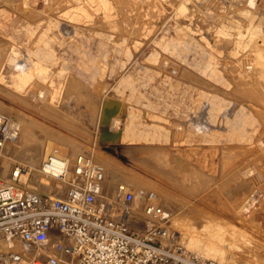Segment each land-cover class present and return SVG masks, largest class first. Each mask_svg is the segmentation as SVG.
I'll return each mask as SVG.
<instances>
[{
	"label": "rangeland",
	"instance_id": "374dc122",
	"mask_svg": "<svg viewBox=\"0 0 264 264\" xmlns=\"http://www.w3.org/2000/svg\"><path fill=\"white\" fill-rule=\"evenodd\" d=\"M106 1L114 25H109L98 0H0V125L11 128L27 120L31 137L38 141L61 144L76 140L108 157L120 178L125 171H132L166 192L176 193L178 199L167 209L172 212V229L177 234L180 232L176 229L183 231L179 237L184 244L185 232L194 228L193 232L199 233L207 216L223 217V221L237 225L235 214L219 210L221 199L213 191L221 195L218 183L230 180L224 185L228 189L234 178L249 174L258 180L252 181L259 189L258 198H264V0ZM81 8L87 15L78 17L75 14ZM178 31L190 42L172 43L170 38ZM98 33L105 34L101 44ZM43 48L52 51V60L32 56L33 50ZM34 62H41L45 76L17 86L18 74L32 69ZM125 79L130 82L125 83ZM31 87L33 93L28 90ZM134 94L140 96V102L135 101ZM206 94H216L223 101H236L244 107L253 120L243 124V138L225 134V130L199 136L193 126L182 124L188 108L196 111L197 106L203 112ZM129 111L137 114L143 130L149 129V124L174 130L187 126L189 140L173 141L175 146L150 137L126 140L121 131ZM224 144L231 146L232 153L226 156L220 151ZM156 147L189 159L210 177V186H206L212 194L188 189L180 184V177L179 185H173L169 175L153 167ZM16 169L27 185L33 170L20 160L13 162L12 171ZM23 172L25 178L20 177ZM256 172H261V181ZM10 173L7 178L13 176ZM202 215L205 217L199 218ZM242 226H246L248 235L242 234L246 237L225 254L238 251L247 254L249 263L264 264V235ZM237 257L224 264H246L245 259Z\"/></svg>",
	"mask_w": 264,
	"mask_h": 264
},
{
	"label": "built area",
	"instance_id": "2783aa9c",
	"mask_svg": "<svg viewBox=\"0 0 264 264\" xmlns=\"http://www.w3.org/2000/svg\"><path fill=\"white\" fill-rule=\"evenodd\" d=\"M8 129L0 125L3 139ZM14 172L0 178V243L22 249H0V264H218L181 241L151 191L109 182L88 155L55 174L66 183L57 195L28 188Z\"/></svg>",
	"mask_w": 264,
	"mask_h": 264
},
{
	"label": "bare ground",
	"instance_id": "6f19581e",
	"mask_svg": "<svg viewBox=\"0 0 264 264\" xmlns=\"http://www.w3.org/2000/svg\"><path fill=\"white\" fill-rule=\"evenodd\" d=\"M98 1L104 10V15L106 13V16L108 17L109 25H114L115 24L114 18L111 17L110 14L107 12V9L109 8V3L106 0H98ZM75 15L78 17H82V16H86L87 13H86L85 9L81 8L80 11H78ZM98 37L101 40L99 42L101 44L102 38L105 39V34L104 33H102V34L98 33ZM170 41L172 43L173 42H180V41L184 42V43H187V42L189 43L190 39L187 36L182 35L178 31V33H176L172 39L170 38ZM143 51H144V49L141 50V52H143ZM31 54L36 59H41V60H52V58H53V53L48 48H43L40 50L35 49L31 52ZM200 61L201 60L197 61L196 64H199ZM44 76H45V69H44L43 65L41 64V62H34L32 69H29L26 72L18 74L19 83H17V86L21 85L25 81L27 82L28 80H30V81L33 80L32 83H34L35 81L42 79ZM124 82L129 83L130 80L125 79ZM32 88L33 87L28 89L30 91V93L34 92V88L33 89ZM241 90H242V88H241ZM205 97H206L205 98L206 103H205V108H204L203 112H202V110L199 111L197 106L196 107L194 106L196 108V111H194V109L189 110L190 108H188V110H186V115H185L184 119L181 120L182 124L185 123V124H189V125L193 126L194 131L199 136H201V134H205V135L212 134L215 130H219V132L225 130V131H223V132H225V134H226V132H228V133H230V135L232 137H236L237 139L243 138V135H244L243 124L246 121H252L253 120L252 117H249L243 111L244 107L239 106V104L236 101H229V102L226 100L223 101V99L218 97L216 94H206ZM239 97H241V96H239ZM133 98L135 99L136 102L137 101L140 102V96H137L136 94H134ZM233 109H235V110H233ZM251 111H252V109H251ZM201 115H203V116H201ZM176 118L177 117H175V120H176ZM219 118H220V121H219ZM0 119H1V116H0ZM177 119H179V118H177ZM173 121H174V119H173ZM141 122H142L141 120L137 119V114L134 111H129L128 112V119L122 124V131H121L122 138H124L126 140H137L140 138L148 139V137H150V139L153 141H168L169 144H171V145H174L172 143L173 141L174 142L175 141L183 142L185 140H189V137H190L189 129L190 128H188L187 126H185L184 129H183V127L182 128L179 127L180 129H177L175 126L176 129L174 130L171 128L170 129L169 128L164 129L162 127H158L155 124H149V125L147 124L149 126V129L143 130L140 127ZM11 124H14V123L11 122ZM172 124L173 123H171V125ZM173 125H175V124H173ZM260 125H261V123H260ZM258 132H259V129H258ZM6 134L9 136V138L3 139V137L0 133V176L2 178H5L6 180H12L13 179V176L10 178H7L8 173L11 172L10 174H12V175L15 174V172L12 171L13 162H15L16 160H20V161H23L24 163H26V167L33 170V174L28 181L29 183L26 185L28 188L36 189L42 193L47 192L51 195H57L60 191H62L64 189V183L61 181H58V179L55 177V174H57L58 172H61L65 175H68L69 170L73 165L74 159L79 155H88L93 159L94 162L98 163L100 166H102L104 168L105 174H106L107 178L109 179V182H111V183H114L115 181L121 182L127 188H131L136 192L137 191H140V192L151 191L154 194V201L159 203L160 205L166 207V208L171 207L172 204L175 203V200L178 199L177 195H175L176 193L166 192L165 189H163L162 187L155 186L153 183H151V182L149 183V182L143 180L138 174H136L132 171H129V172L125 171V174L120 178V176L118 174V169L116 168V166L113 164V162L108 157H106L105 155H102L98 151H94V149H92V147H85L83 144L78 143V141H76V140H70L69 142L58 144V143L51 142V141H45V142L44 141H38V140L32 138L30 135V131H29V122L27 120H21L17 124L16 127L14 125H12L11 128H9L6 131ZM107 134H110V133H107ZM7 140L13 141L14 143H12V145L10 143H4ZM259 142H260V140L258 141V143ZM195 143H197V142H195ZM210 143L211 142H209V144ZM239 143H240V141H239ZM239 143L237 142V144H239ZM192 144H193V142H192ZM262 144L263 143L260 142L261 146H262ZM181 145H182V143H181ZM211 145H214V143ZM176 146H178V145H176ZM230 147L231 146H226L225 144L220 146V151L222 152V154L224 153L223 154L224 156L228 155L227 153H229V154L232 153ZM172 148H173V146H172ZM176 148H178V147H176ZM159 149H160L159 147H156V150L153 153V167L156 168L157 170L164 171L167 175H169V178L171 179L173 185L175 183H177V185H179L177 182L178 181L177 178L180 177V180H179L180 184L186 186L188 189L191 188V189H195V190H197V189L204 190L206 192L207 196H209V194H212V193L207 192L209 190L207 189V186H206L207 184L209 185L210 177L203 175V173L200 171V169L198 167L194 166L189 161V159H187L186 157H184L182 155L176 154L175 151L174 152L176 155L174 153L172 154V152L159 150ZM258 149H260V148H258ZM184 150H185V148H184ZM189 150H188V152L190 153L191 150L190 151ZM218 150H219V147H218ZM217 153H218V151H217ZM225 153H226V155H225ZM209 155H211V153H209ZM48 157L49 158L51 157L50 161H46V159ZM194 157H197L196 154ZM215 158H216V156H215ZM203 159H204V157H203ZM245 159L246 158H243L242 162L244 161V163L246 164ZM228 160H230V159H228ZM200 161H201V159H200ZM248 162H250V160ZM248 162H247V164H249ZM202 165H203V161H202ZM230 165L232 166V164H230ZM234 165H237V164H234ZM253 165H255V164H253ZM258 165H260V163ZM261 167H263V166H261ZM237 168H235V169H237ZM246 168L248 170V167H246ZM258 168H259V166H258ZM258 168L255 170H258ZM242 170H243V168H242ZM255 170L251 171V173L255 172ZM259 170H261V169H259ZM213 171H214V169H213ZM229 171L227 170V172H229ZM238 171H236L235 174L238 173ZM218 172H219V170H218ZM248 172L250 173V170H248ZM219 173H221V172H219ZM225 173L226 172H224V174ZM231 173H233V172H231ZM260 173L261 172H256V174L258 175V176H256V178L258 177L259 180H260V177H259ZM239 174H240V172L238 173V175ZM249 176H250L249 174L248 175L246 174L243 177L237 176V178H234L235 179L234 183H232L231 187L229 186L230 188H228V189H225L224 185H228V183H230L228 181H230V180L227 179L223 182L220 180L221 183H218L219 185H217V186H219L220 191L219 190L218 191L221 192V195L218 192L216 193L217 190L213 191V193H215L216 196L218 195L217 197H220V199H221V200H219V203L221 202L222 206L220 207L219 210L227 211V212L230 211L233 214H235L236 215L235 218H237V225L235 223H234L235 225H233V223L232 224L228 223L229 220L223 221L222 216H221L222 218H220V216H219L220 219H216L214 216L212 218L211 215H210L211 218L210 217L208 218V216H207V220L205 219L206 220L205 223H203L202 225L200 224L201 225L200 226L201 228L199 229L200 230L199 233H201L200 235H199V233L193 232L194 228L192 230L189 229L187 232H185L187 235V238L185 240V244L189 249L199 253L203 257H210V256H212L211 258L218 257L219 260H216V262L218 264H224V262L228 261L229 259H233L237 255H238L237 258L241 257V258L245 259L246 264H251L248 262L249 259L246 258L248 256H247V254L245 255V253L242 254V253L237 251V252H229V254H225L226 250H231L233 244L237 243V241H239L242 238L241 237L242 234H245V233L247 234V232H245V230H244V229H246V228H244L246 226H242V228H240V225H247V227H250L252 229V231L257 233V235H261V236L264 235V228H263L264 227V225H263L264 224V214H262L264 212V198H263V196L260 197V199L258 198V192H259L258 190L259 189L257 190L255 187H253L254 182L252 184V181L255 179L254 178L255 176H252V177L251 176L249 177ZM260 176H261V174H260ZM20 177L25 178L26 172H23ZM214 177H216V176L214 175ZM255 180H257V179H255ZM129 183H135V184H133V187L127 186ZM259 184H260V182H259ZM259 184H258V186H259ZM261 186H263V184ZM180 187H182V186H180ZM223 187L225 190L223 189L221 191V189ZM261 189L263 190V187ZM199 192H197V193H199ZM201 194L202 193H200V195ZM212 198H213V196H212ZM212 198H210V199H212ZM204 199H206V197H204ZM182 202H184V201H182ZM185 202H184V204H185ZM217 203H218V201H217ZM212 204H213V202H212ZM214 206L215 205H213L212 210L215 209ZM228 208H230V209H228ZM168 209H170V208H168ZM216 212H219V211H216ZM170 213H171V222H172L173 216H172L171 211H170ZM203 213L205 214V212H203ZM208 213L206 212V214H208ZM223 216L225 217L224 214H223ZM201 217H205V216L204 215L199 216V218H201ZM228 217H230V216H228ZM202 220L204 221V218ZM231 220H233V219L231 218ZM176 230H178V232H180V234H177V235L181 236L183 231H181L180 229H176ZM245 237H246V235H245ZM244 238H242V239H244ZM259 239H260V237H259ZM261 243L263 244V242H261ZM9 248L21 250L22 244L18 241H14V242H10V243H6V242L0 243V249L6 250ZM254 248H256V247H254ZM257 250L258 249H256L255 251H257ZM256 254H258V253H255V255Z\"/></svg>",
	"mask_w": 264,
	"mask_h": 264
}]
</instances>
